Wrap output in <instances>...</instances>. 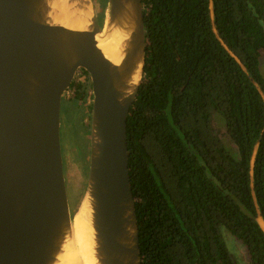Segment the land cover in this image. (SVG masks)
Masks as SVG:
<instances>
[{
  "label": "trees",
  "instance_id": "1",
  "mask_svg": "<svg viewBox=\"0 0 264 264\" xmlns=\"http://www.w3.org/2000/svg\"><path fill=\"white\" fill-rule=\"evenodd\" d=\"M142 4L127 125L142 264H264V0Z\"/></svg>",
  "mask_w": 264,
  "mask_h": 264
},
{
  "label": "water",
  "instance_id": "2",
  "mask_svg": "<svg viewBox=\"0 0 264 264\" xmlns=\"http://www.w3.org/2000/svg\"><path fill=\"white\" fill-rule=\"evenodd\" d=\"M47 1L0 0V264H51L71 231L62 109L83 70L92 96L86 192L93 190L101 262L142 264L127 133L146 62L142 0H108L109 18L126 3L135 16L120 66L98 48L105 23L97 0H88L94 24L86 31L46 23ZM140 63L141 80L132 90L127 81Z\"/></svg>",
  "mask_w": 264,
  "mask_h": 264
},
{
  "label": "bare ground",
  "instance_id": "3",
  "mask_svg": "<svg viewBox=\"0 0 264 264\" xmlns=\"http://www.w3.org/2000/svg\"><path fill=\"white\" fill-rule=\"evenodd\" d=\"M49 10L45 22L62 25L72 30L86 31L93 28L92 8L88 0H49ZM107 15V14H106ZM102 31L97 34L98 48L114 66H120L130 50L133 34L136 32L135 16L132 5L126 3L123 10L104 21ZM142 64L127 81L132 90L139 84ZM92 188L86 192L72 218V228L68 237L57 252L51 264H102L100 242L94 222L95 200ZM264 227L263 221H260Z\"/></svg>",
  "mask_w": 264,
  "mask_h": 264
},
{
  "label": "rangeland",
  "instance_id": "4",
  "mask_svg": "<svg viewBox=\"0 0 264 264\" xmlns=\"http://www.w3.org/2000/svg\"><path fill=\"white\" fill-rule=\"evenodd\" d=\"M101 4L98 16L105 18L109 14L108 0H97ZM107 13V15H106ZM261 71L264 76V56L261 58ZM87 79L81 76L80 80ZM90 82V80H89ZM66 105L62 114L61 138L65 161V178L72 214L77 211L83 200L90 173L91 133H92V96L91 91L85 101L75 102V94L69 90L66 95ZM63 113V112H62ZM220 120V118H219ZM219 129V128H217ZM222 134L225 128L219 129Z\"/></svg>",
  "mask_w": 264,
  "mask_h": 264
},
{
  "label": "flooded vegetation",
  "instance_id": "5",
  "mask_svg": "<svg viewBox=\"0 0 264 264\" xmlns=\"http://www.w3.org/2000/svg\"><path fill=\"white\" fill-rule=\"evenodd\" d=\"M83 101H85V100H83Z\"/></svg>",
  "mask_w": 264,
  "mask_h": 264
}]
</instances>
